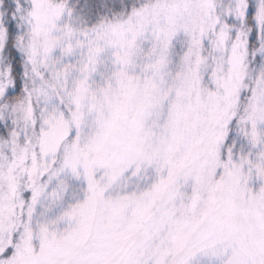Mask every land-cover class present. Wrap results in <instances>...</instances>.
I'll list each match as a JSON object with an SVG mask.
<instances>
[{
    "label": "snow or ice",
    "instance_id": "snow-or-ice-1",
    "mask_svg": "<svg viewBox=\"0 0 264 264\" xmlns=\"http://www.w3.org/2000/svg\"><path fill=\"white\" fill-rule=\"evenodd\" d=\"M0 264H264V0H0Z\"/></svg>",
    "mask_w": 264,
    "mask_h": 264
}]
</instances>
